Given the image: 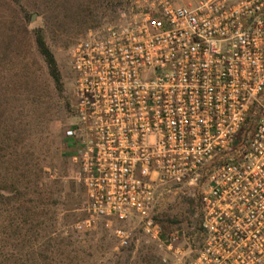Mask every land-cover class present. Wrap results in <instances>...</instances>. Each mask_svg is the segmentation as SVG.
Listing matches in <instances>:
<instances>
[{
    "label": "built area",
    "instance_id": "built-area-1",
    "mask_svg": "<svg viewBox=\"0 0 264 264\" xmlns=\"http://www.w3.org/2000/svg\"><path fill=\"white\" fill-rule=\"evenodd\" d=\"M71 68L66 135L92 216L140 218L164 264H264V0L136 1L80 38ZM199 182L197 247L153 212L158 187Z\"/></svg>",
    "mask_w": 264,
    "mask_h": 264
},
{
    "label": "rangeland",
    "instance_id": "rangeland-1",
    "mask_svg": "<svg viewBox=\"0 0 264 264\" xmlns=\"http://www.w3.org/2000/svg\"><path fill=\"white\" fill-rule=\"evenodd\" d=\"M136 1L143 2L0 0V264H164L172 256L144 234L140 218L92 216L66 135L75 122V44L122 19ZM38 34L55 56L59 81ZM203 187L160 186L153 212L166 234L197 247ZM121 228L131 231L127 246L118 238Z\"/></svg>",
    "mask_w": 264,
    "mask_h": 264
},
{
    "label": "trees",
    "instance_id": "trees-1",
    "mask_svg": "<svg viewBox=\"0 0 264 264\" xmlns=\"http://www.w3.org/2000/svg\"><path fill=\"white\" fill-rule=\"evenodd\" d=\"M37 44H38V47H39L42 55L45 57L48 65L51 69L52 76L55 78V81H59L60 80V73H59V69L57 66L55 56H54L52 50L50 49V47L47 45L42 34H38ZM146 263L147 264H155L153 259L147 260Z\"/></svg>",
    "mask_w": 264,
    "mask_h": 264
}]
</instances>
